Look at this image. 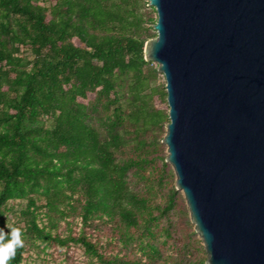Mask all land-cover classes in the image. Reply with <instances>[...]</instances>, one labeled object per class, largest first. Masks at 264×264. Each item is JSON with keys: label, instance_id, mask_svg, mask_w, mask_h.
Masks as SVG:
<instances>
[{"label": "trees", "instance_id": "obj_1", "mask_svg": "<svg viewBox=\"0 0 264 264\" xmlns=\"http://www.w3.org/2000/svg\"><path fill=\"white\" fill-rule=\"evenodd\" d=\"M157 18L149 0H0V226L23 204L25 241L8 264L27 243L80 244L94 264H205L195 229L177 232L189 210L160 141L166 83L144 55ZM70 219L77 235H52ZM109 221L119 242L100 246L87 233Z\"/></svg>", "mask_w": 264, "mask_h": 264}, {"label": "water", "instance_id": "obj_2", "mask_svg": "<svg viewBox=\"0 0 264 264\" xmlns=\"http://www.w3.org/2000/svg\"><path fill=\"white\" fill-rule=\"evenodd\" d=\"M166 160L205 264H264V0H149Z\"/></svg>", "mask_w": 264, "mask_h": 264}, {"label": "rangeland", "instance_id": "obj_3", "mask_svg": "<svg viewBox=\"0 0 264 264\" xmlns=\"http://www.w3.org/2000/svg\"><path fill=\"white\" fill-rule=\"evenodd\" d=\"M25 55L28 58H31V56H32L30 51L26 52ZM154 65H155V67L156 66L158 67L157 63H154ZM164 81L166 83L165 77L162 74L159 82L164 83ZM166 131H167V129H166ZM166 131L161 134L160 141L162 143H163L162 139L165 137ZM164 149H165V152L168 154L167 146L164 147ZM175 175H176V173H175ZM171 181H173V180L171 179ZM171 185L172 184H169V182H167L164 192L167 191V189L169 187H171ZM182 195L184 197L183 192H182ZM21 205H23V204H20L17 201H15V202L12 201L9 204V207L15 208L16 214H14L12 211L7 212V223L8 224L14 225V226H23V223H21V225H19L17 223V221L19 219L18 218L19 217L18 216L19 215L18 209L21 207ZM186 205H187V202H186ZM187 208H188V205H187ZM188 210H189V208H188ZM187 218H189L191 225L193 227L187 225ZM179 220H180V221H178L179 225L177 226L179 228V231H177V232H178L179 237L184 238V237L188 236L189 229H191V230L195 229V225L191 221L190 211H189L188 216L185 215ZM39 222L40 223L44 222V224H47L48 223L47 217L41 216V219L39 220ZM6 226H7V224L5 225V227ZM81 227H82V224L80 223L79 219H76V220L70 219L69 223H67L66 221L61 222L59 228L57 230L52 231V235L55 236L56 234H60L62 237H66V236L73 235V234L77 235L81 231ZM119 227H120L119 222L109 221V222H107V224L101 225L100 229L89 230L90 233H87V235H89V237L91 239H93L94 241L99 240L101 243L100 246H105L110 241L117 244L119 242V234H118L119 233L118 232ZM198 237L201 238L199 234H198ZM201 240H202V238H201ZM118 245H120V244H118ZM121 246L122 245H120L119 247H121ZM203 246H204V243H203ZM26 247H27V250L24 253L23 264H94V261H95L89 256V254L86 252L85 248L80 244L70 243L69 248H67V247H60L56 243H51L48 247H45L44 244L39 246V247H37V246L34 247V246H30L29 243H27ZM101 250H103V248H101ZM118 251H119V249L115 248L111 252L116 253ZM207 258H208V255H207Z\"/></svg>", "mask_w": 264, "mask_h": 264}, {"label": "clouds", "instance_id": "obj_4", "mask_svg": "<svg viewBox=\"0 0 264 264\" xmlns=\"http://www.w3.org/2000/svg\"><path fill=\"white\" fill-rule=\"evenodd\" d=\"M0 226V264H8L9 260L16 255L18 247H22L25 243L22 229L18 226H12L7 223Z\"/></svg>", "mask_w": 264, "mask_h": 264}]
</instances>
